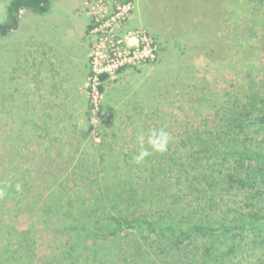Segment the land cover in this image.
Returning <instances> with one entry per match:
<instances>
[{
  "label": "rangeland",
  "instance_id": "374dc122",
  "mask_svg": "<svg viewBox=\"0 0 264 264\" xmlns=\"http://www.w3.org/2000/svg\"><path fill=\"white\" fill-rule=\"evenodd\" d=\"M9 1L0 0V23ZM48 1L46 12L22 8L18 26L0 34V174L26 170L0 217L11 232L33 227L29 264L61 248L38 207L81 156L101 152L106 164L136 167V136L153 127L169 133L168 151L185 152L183 137L216 127L222 137L219 117L264 92V5L256 0ZM255 133L262 138L264 127ZM96 174L78 173L82 196L105 177ZM15 239L3 233L0 245L16 248ZM262 239L248 240L235 260L264 264Z\"/></svg>",
  "mask_w": 264,
  "mask_h": 264
},
{
  "label": "trees",
  "instance_id": "16d2710c",
  "mask_svg": "<svg viewBox=\"0 0 264 264\" xmlns=\"http://www.w3.org/2000/svg\"><path fill=\"white\" fill-rule=\"evenodd\" d=\"M42 1L10 0L0 34L18 26L22 8L48 11L50 1ZM256 1L264 5V0ZM97 76L103 81L108 75ZM96 88L103 91L101 84ZM247 101L219 117L222 137L219 127L215 134L196 130L183 137L185 152L180 146L153 153L146 164L133 168L125 160L106 164L101 152L92 160L81 156L38 207L37 217L46 216L61 247L41 264H242L235 260L237 252L248 240L254 245L264 236V136H254L257 127H264V92ZM90 172L105 177L85 197L84 182L76 177ZM25 173L0 174V209L20 193ZM13 230L0 217V235L16 238L23 248L19 252L17 246L0 245L7 252L0 248V264H29L34 229ZM110 242L124 247L120 256Z\"/></svg>",
  "mask_w": 264,
  "mask_h": 264
},
{
  "label": "clouds",
  "instance_id": "9594fccd",
  "mask_svg": "<svg viewBox=\"0 0 264 264\" xmlns=\"http://www.w3.org/2000/svg\"><path fill=\"white\" fill-rule=\"evenodd\" d=\"M170 141L169 133L163 128H149L146 132L140 130L136 136L137 151L133 157L137 164L153 153H163L168 150ZM19 190V185L16 186ZM4 195L0 189V197Z\"/></svg>",
  "mask_w": 264,
  "mask_h": 264
},
{
  "label": "water",
  "instance_id": "95a60500",
  "mask_svg": "<svg viewBox=\"0 0 264 264\" xmlns=\"http://www.w3.org/2000/svg\"><path fill=\"white\" fill-rule=\"evenodd\" d=\"M47 1H48V0H43L42 3H45V2H47Z\"/></svg>",
  "mask_w": 264,
  "mask_h": 264
}]
</instances>
